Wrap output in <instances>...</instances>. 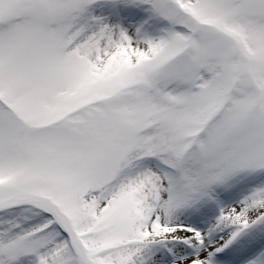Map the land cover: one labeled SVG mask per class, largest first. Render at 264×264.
<instances>
[{"label":"snow or ice","instance_id":"1","mask_svg":"<svg viewBox=\"0 0 264 264\" xmlns=\"http://www.w3.org/2000/svg\"><path fill=\"white\" fill-rule=\"evenodd\" d=\"M0 264H264V0H0Z\"/></svg>","mask_w":264,"mask_h":264}]
</instances>
